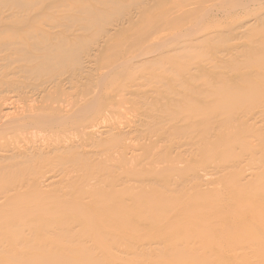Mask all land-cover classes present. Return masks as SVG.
<instances>
[{
	"label": "bare ground",
	"instance_id": "1",
	"mask_svg": "<svg viewBox=\"0 0 264 264\" xmlns=\"http://www.w3.org/2000/svg\"><path fill=\"white\" fill-rule=\"evenodd\" d=\"M194 1L206 16L235 7L213 25V40L231 32L214 46L230 58L170 79L163 25L195 19L176 13L139 42L122 39L161 0H0V264H134L137 250L213 264L192 252L246 246L264 264V0ZM207 36L168 40L191 50ZM106 54L116 60L95 83ZM139 62L154 66L137 85L154 95L146 121L121 126L113 116L136 84L97 86ZM206 196L217 214L212 239L197 221ZM235 221L258 238L241 242Z\"/></svg>",
	"mask_w": 264,
	"mask_h": 264
},
{
	"label": "rangeland",
	"instance_id": "2",
	"mask_svg": "<svg viewBox=\"0 0 264 264\" xmlns=\"http://www.w3.org/2000/svg\"><path fill=\"white\" fill-rule=\"evenodd\" d=\"M91 1V0H87ZM134 1V0H132ZM193 0H161V5L156 8V11L153 12L148 18L144 19L141 23L134 26L133 29H129L131 37L127 36V33H125V38H133L136 39L138 42L140 39L145 36V34H149V29L152 26H156L158 31L161 29V24H164V22L170 20L173 18V16L176 13H181L183 15H189L191 18L195 19L197 22L194 24H186L185 22L180 23H174L173 28L164 27V31L161 34L162 37L159 38L161 42H164V40L167 41L165 45V48L168 50L174 49L173 52H167L164 67L166 68L165 75L169 77L170 79H175L178 77V75H181L183 77L188 76V72L193 75H200L196 67H202V66H211V62H213V67L215 66H221L225 64L228 59L230 58L229 55H226L227 53H224L223 51L219 50L218 48L214 47L217 43H228V37L231 36V32L227 34L226 37H218L215 40H213V25H215V22L218 20H221L224 22L228 17H230L233 13L236 11L233 10V6H225L221 8L219 11H214L208 16L205 15L204 10H197L194 9L196 6L193 5ZM198 0H195L196 2ZM219 1V0H215ZM213 1V2H215ZM224 1V0H222ZM238 1V0H237ZM242 2V0H239L238 2ZM244 1V0H243ZM213 2L209 4H204V9H208L212 6ZM236 2V0H234ZM62 11V9H59ZM232 10V11H231ZM223 11V13L221 12ZM230 13H229V12ZM234 11V12H233ZM226 14H225V13ZM223 15V16H222ZM218 23V22H217ZM167 30V31H166ZM166 31L164 36V32ZM176 31H179V33H188L190 31H198L205 32L208 34L206 39H201L194 43V48L191 50H183L182 45H184V42L180 41V38L176 40H168L170 35L172 33H175ZM254 33H258V30H255ZM164 36V37H163ZM158 37V36H157ZM264 38V34L262 35ZM156 38H148V40L143 41L138 47H152L153 43L152 41ZM120 39V40H122ZM164 39V40H163ZM170 39V38H169ZM159 41V42H160ZM170 41V43H169ZM211 41V42H210ZM160 42V43H161ZM244 57H239V60H243ZM116 58L111 55L103 56L99 62L96 65L95 68V79H92L95 83L98 81V79L102 75H105V72L109 71V69H105L107 65H110ZM139 62L137 65L131 66V68H128L125 72L120 73L119 75L115 73V77L111 76L106 81H103L104 85L97 86L98 89H109L112 85V83L115 82H124L126 84H129L128 87H136L132 88L134 92H132V95H129L128 92L123 93L125 95V102H123L120 106L122 109H119V111L122 113V115L113 116V120L118 119L120 121V125L123 126L125 123L127 125V121H130L132 123L133 127H136V121L143 120L146 115V108L149 106L146 105L148 103L146 100H150V98L154 95L150 91L149 85L144 86H137L140 82V73H146L151 72L153 65L151 66L148 63ZM148 64V65H147ZM102 69V70H101ZM97 70V71H96ZM155 71H158V65L155 66ZM208 72H213V70H209ZM128 74L133 75L136 78V81L129 80ZM114 77V78H113ZM111 80V81H110ZM99 82V81H98ZM131 83V84H130ZM103 86V88H101ZM140 93V94H139ZM146 93V94H145ZM138 95V96H137ZM149 95V96H148ZM142 97V98H141ZM122 102V101H121ZM126 112L125 115H123V112ZM144 111V112H143ZM146 121V119H144ZM101 122H106L103 119ZM136 123V124H135ZM109 124V123H108ZM154 130V128L152 129ZM151 132V130H150ZM151 134H148V136ZM133 143L139 144L143 143L142 138L139 137L137 133H133ZM140 141V142H139ZM162 158L164 156L162 155ZM259 157H257V160L254 161L258 163L260 161ZM255 186H260V184H256ZM213 190H217L218 188H221L220 185H214ZM223 192L226 194V191L223 190ZM215 194V193H214ZM213 194V195H214ZM206 205L202 210L200 211V214L197 217V221L200 225H205L202 234L205 237L210 236L209 239H212L213 236V216L217 215L213 213L215 210V202L209 203L208 196L205 197ZM194 200H190L188 204L190 206H201L199 204L194 205ZM216 203H220L217 201ZM224 204V203H222ZM225 205V204H224ZM226 207V206H225ZM238 222L235 221L233 223L232 228L234 229V236L240 235L243 237L241 242L248 243L250 240H253L255 238H258L256 235L251 234V226L249 224H246L244 227V230L240 231L238 229ZM147 225H151V222H148ZM146 226V225H145ZM160 226V221H153L152 226L154 229H158ZM198 227V229H199ZM197 227H195V230ZM187 233H183L181 237L186 236ZM260 237V236H259ZM226 250H213V247H206L204 249L194 251L195 258H205L209 261H212L213 264H260L254 259L255 253L250 251V249L246 247L239 248V247H233V248H225ZM123 252L120 253L122 255ZM189 254V253H188ZM187 253L185 254H177L173 250L167 251L165 254L161 256H155L153 254H149L148 252H142L140 250L135 251L132 256H135L134 264H176L175 259H187ZM232 258V259H231ZM161 261H158V260ZM177 264H183L181 261Z\"/></svg>",
	"mask_w": 264,
	"mask_h": 264
}]
</instances>
